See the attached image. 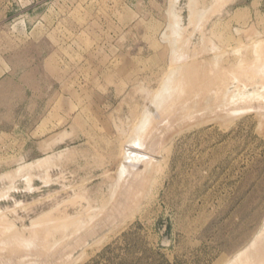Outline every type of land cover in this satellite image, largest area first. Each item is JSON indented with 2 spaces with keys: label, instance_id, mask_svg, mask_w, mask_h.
<instances>
[{
  "label": "rangeland",
  "instance_id": "1",
  "mask_svg": "<svg viewBox=\"0 0 264 264\" xmlns=\"http://www.w3.org/2000/svg\"><path fill=\"white\" fill-rule=\"evenodd\" d=\"M0 264H264V0H0Z\"/></svg>",
  "mask_w": 264,
  "mask_h": 264
},
{
  "label": "bare ground",
  "instance_id": "2",
  "mask_svg": "<svg viewBox=\"0 0 264 264\" xmlns=\"http://www.w3.org/2000/svg\"><path fill=\"white\" fill-rule=\"evenodd\" d=\"M177 30V29H176ZM214 65V64H213ZM212 68V67H211ZM211 71H212V69H211ZM213 75V74H212ZM220 77V76H219ZM183 78V77H182ZM213 78H214V76H213ZM217 78V77H216ZM216 78H215V80H216ZM213 80V79H212ZM171 82V81H170ZM173 82V81H172ZM209 82V81H208ZM207 82V83H208ZM168 83H169V81H168ZM167 84V83H166ZM165 87H167V85L165 86ZM173 89H174V87L173 86H171V85H168V87H167V90H168V92L170 91V92H172L173 91ZM214 91V90H213ZM224 91V90H223ZM165 92H163V94H164ZM157 94V93H156ZM160 94H162V92L160 93ZM198 94H196V96H197ZM231 95H233V94H231ZM153 96V95H152ZM160 96V95H159ZM235 97V96H234ZM163 98H165V96L163 97ZM228 98V97H227ZM231 98V97H230ZM236 98V97H235ZM165 100V99H164ZM163 100V101H164ZM158 101H159V99H158ZM162 101V100H161ZM234 101V100H233ZM190 102V101H189ZM213 104V103H212ZM217 104V103H216ZM176 107V106H175ZM211 108H212V106H210ZM159 110V108L157 109V111ZM202 110V109H201ZM147 112V111H146ZM155 113V115H156V111L154 112ZM177 115V114H176ZM179 116H181V115H179ZM147 117H149V116H147ZM151 117H153V116H151ZM155 118H156V116H154ZM185 117V116H184ZM150 118V117H149ZM147 119V118H145L146 119V121L144 120L143 121V123L142 124H140L141 126H138L137 127V129H138V132H136V133H139V137H135L134 139H139L140 137H141V135L144 133H146L145 132V130H147L146 128H149L148 126L150 125L151 126V123H153V120H150V119ZM178 120V119H177ZM143 136V135H142ZM133 139V138H132ZM138 141V140H137ZM136 142V141H135ZM131 144L132 145H134L133 144V142L131 141ZM126 155H127V153H126ZM129 155V154H128ZM127 155V156H128ZM130 156H132V153H130V155L128 156V157H126V158H128V160H130L129 158H131ZM132 158H133V156H132ZM127 160V159H126ZM127 163H128V161H127ZM125 165V164H124ZM1 219H3V218H1ZM3 221V220H2ZM6 222V221H5ZM7 223V222H6ZM4 225V224H3ZM9 231V230H8ZM12 231V230H11Z\"/></svg>",
  "mask_w": 264,
  "mask_h": 264
}]
</instances>
